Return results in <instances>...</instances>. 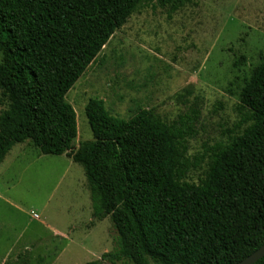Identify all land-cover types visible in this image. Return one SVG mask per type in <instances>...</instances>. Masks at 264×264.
<instances>
[{"label":"trees","instance_id":"obj_1","mask_svg":"<svg viewBox=\"0 0 264 264\" xmlns=\"http://www.w3.org/2000/svg\"><path fill=\"white\" fill-rule=\"evenodd\" d=\"M151 1L0 0V165L29 143L82 167L92 223L108 218L116 236L113 250L88 264H238L264 245V55L239 93L240 123L249 126L225 146L187 156L198 111L172 124L147 110L123 120L90 99L92 141L73 148L67 93ZM189 1L156 3L172 15ZM205 159L202 178L188 182Z\"/></svg>","mask_w":264,"mask_h":264},{"label":"rangeland","instance_id":"obj_2","mask_svg":"<svg viewBox=\"0 0 264 264\" xmlns=\"http://www.w3.org/2000/svg\"><path fill=\"white\" fill-rule=\"evenodd\" d=\"M263 55L264 0H190L172 15L152 0L67 93L76 116L73 148L92 141L84 114L90 99L123 120L147 110L172 124L198 111L187 156L225 146L249 126L240 123L239 93ZM207 164L188 182L197 183ZM92 221L81 166L64 155H41L29 143L11 149L0 165V264L98 261L116 236L108 218Z\"/></svg>","mask_w":264,"mask_h":264},{"label":"water","instance_id":"obj_3","mask_svg":"<svg viewBox=\"0 0 264 264\" xmlns=\"http://www.w3.org/2000/svg\"><path fill=\"white\" fill-rule=\"evenodd\" d=\"M262 258H264V245L238 264H256Z\"/></svg>","mask_w":264,"mask_h":264},{"label":"crops","instance_id":"obj_4","mask_svg":"<svg viewBox=\"0 0 264 264\" xmlns=\"http://www.w3.org/2000/svg\"><path fill=\"white\" fill-rule=\"evenodd\" d=\"M55 232V231H54ZM57 233V232H56Z\"/></svg>","mask_w":264,"mask_h":264}]
</instances>
